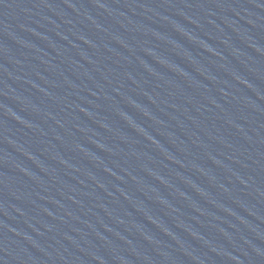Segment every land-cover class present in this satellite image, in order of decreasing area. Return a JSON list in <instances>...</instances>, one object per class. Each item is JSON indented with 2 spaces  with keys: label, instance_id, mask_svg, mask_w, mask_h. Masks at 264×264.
<instances>
[{
  "label": "water",
  "instance_id": "obj_1",
  "mask_svg": "<svg viewBox=\"0 0 264 264\" xmlns=\"http://www.w3.org/2000/svg\"><path fill=\"white\" fill-rule=\"evenodd\" d=\"M0 264H264V109L149 0H0Z\"/></svg>",
  "mask_w": 264,
  "mask_h": 264
}]
</instances>
